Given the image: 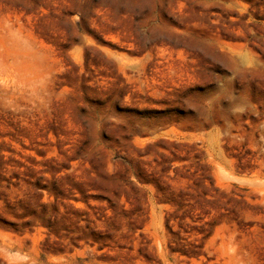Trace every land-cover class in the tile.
<instances>
[{
  "label": "rangeland",
  "instance_id": "1",
  "mask_svg": "<svg viewBox=\"0 0 264 264\" xmlns=\"http://www.w3.org/2000/svg\"><path fill=\"white\" fill-rule=\"evenodd\" d=\"M0 264H264V0H0Z\"/></svg>",
  "mask_w": 264,
  "mask_h": 264
}]
</instances>
